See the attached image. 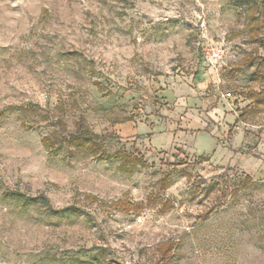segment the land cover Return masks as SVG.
<instances>
[{
  "label": "rangeland",
  "instance_id": "rangeland-1",
  "mask_svg": "<svg viewBox=\"0 0 264 264\" xmlns=\"http://www.w3.org/2000/svg\"><path fill=\"white\" fill-rule=\"evenodd\" d=\"M252 1L0 0V264H264Z\"/></svg>",
  "mask_w": 264,
  "mask_h": 264
},
{
  "label": "trees",
  "instance_id": "trees-1",
  "mask_svg": "<svg viewBox=\"0 0 264 264\" xmlns=\"http://www.w3.org/2000/svg\"><path fill=\"white\" fill-rule=\"evenodd\" d=\"M246 16L248 19V24L246 26L248 29V34L254 42H260V45L264 47V37H260L264 34V0H253L248 6ZM259 68H264V62L259 65ZM250 99L255 105H261L264 103V91L252 92ZM60 124L62 125V128L65 129L64 124ZM99 139L100 136L90 128L87 120L82 116L75 124V131L69 133L68 143L76 148L82 149L83 151L92 155L94 158L106 160L115 157L121 161L120 168H128L129 172H134L140 167L147 166V162L145 160L140 159L139 157H133V155L128 153L121 154L118 152V154H115L114 156L108 154L102 150ZM160 181L166 188L170 185L168 178H164ZM84 197L95 202L100 201L96 195L90 193H85ZM46 204L49 207V210L53 211L48 201H46ZM110 205L114 207L118 206L120 211L123 212L134 211L136 213H140L143 207V203H134L129 199H118L113 201ZM165 211H167V209H165ZM177 245L179 244L172 239H169L159 245V250L162 253V257L166 259L173 257L172 252ZM105 264H110V262Z\"/></svg>",
  "mask_w": 264,
  "mask_h": 264
},
{
  "label": "built area",
  "instance_id": "built-area-1",
  "mask_svg": "<svg viewBox=\"0 0 264 264\" xmlns=\"http://www.w3.org/2000/svg\"><path fill=\"white\" fill-rule=\"evenodd\" d=\"M227 96L230 97L231 96V93H227Z\"/></svg>",
  "mask_w": 264,
  "mask_h": 264
}]
</instances>
